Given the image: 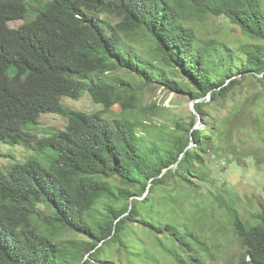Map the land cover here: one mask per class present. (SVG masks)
<instances>
[{
  "label": "trees",
  "instance_id": "16d2710c",
  "mask_svg": "<svg viewBox=\"0 0 264 264\" xmlns=\"http://www.w3.org/2000/svg\"><path fill=\"white\" fill-rule=\"evenodd\" d=\"M28 13L29 0H0V143H23L45 161L0 166V264H104L113 245L127 257L122 264H159L156 249L177 264H264V204L246 220L209 191L210 204L235 212L242 251L230 263L205 235L213 219L200 197L215 184L210 156L264 162L231 140L239 129L263 132L252 106L264 77V0H47L34 18L9 26ZM208 16L226 17L261 43H245L241 59L198 35ZM155 84L197 100L189 121H154L161 107L143 104V95ZM246 85L250 92L236 99ZM86 90L101 110L63 102ZM220 100L226 112L215 117ZM116 104L121 111L110 117ZM43 113L66 117V127L37 135ZM68 230L76 236L62 237Z\"/></svg>",
  "mask_w": 264,
  "mask_h": 264
},
{
  "label": "rangeland",
  "instance_id": "374dc122",
  "mask_svg": "<svg viewBox=\"0 0 264 264\" xmlns=\"http://www.w3.org/2000/svg\"><path fill=\"white\" fill-rule=\"evenodd\" d=\"M47 0H29V13L26 19H17L9 21L8 24L12 28H17L24 23L27 19L35 17L36 12L41 3H45ZM117 19H115L116 21ZM198 35L202 38H212L214 40L225 43L232 48H236V54L241 59L246 57V53L243 49L245 43H261L258 39H248L241 31L240 27L232 23L224 16H208L199 21ZM143 44L148 46L149 42L147 38H143ZM121 76L132 79V76L127 75L126 72H121ZM262 77V74L259 75ZM260 90L258 99L252 106V114L255 117L260 118L264 123V77L259 81L258 85ZM248 85L243 86L242 89L237 90L235 98L239 99L241 95L250 92ZM218 101L214 104V116H221L226 112L225 107ZM63 102L75 109L84 110L87 112H94L101 110L103 106L100 103L93 101L89 91H84L83 95L79 99H73L70 97H64ZM156 102L161 107L158 116L154 117V121L157 123H167L173 125L176 119L184 116L185 121H189V113L191 108V99L188 94H183L177 91H172L165 86L155 84L145 89L143 95V104ZM121 108L118 104L112 107L111 112L108 114L110 117H115ZM67 118L56 113H43L36 125L33 128L39 136L46 135L57 129H64L67 125ZM151 124V121H147ZM202 125V124H201ZM199 125V126H201ZM264 125V124H263ZM150 138L156 136L154 128H150L146 133ZM232 142H241L248 146L250 152H257L262 158H264V127L263 132L256 126L247 127L241 131L236 130L231 135ZM30 157H38L45 161V158L39 155L35 150L27 147L25 144H7L0 143V166L4 169H8L17 162H24ZM236 158V157H233ZM225 156H210L208 165V174L210 178L214 180L215 184L203 185L202 193L206 197L200 196L203 201L201 206H204V214L207 218L213 219L209 228L205 229V235L210 240V245L216 257L220 261H227L230 263H236L241 254V246L237 234L234 231L232 219L235 218V212L232 209H219L218 206L210 204V193L213 191L215 194H222L226 196L228 200L233 201V205L238 209L239 213L246 220L253 218V213L264 204V162L258 164V161L254 158V155L242 158L237 155V158ZM264 161V159H262ZM46 163H48L46 161ZM41 208L46 213H50L52 209L46 205L41 204ZM102 204L98 205L99 210H103ZM192 209L193 207L190 206ZM188 210V207H187ZM144 240L149 241L146 233L140 232ZM76 235L71 231H66L62 234V237L70 239ZM82 236H78L77 238ZM142 240V239H141ZM141 243H144L142 240ZM153 246V245H148ZM157 250V255L160 258L159 264H177L175 261L170 260L165 253ZM155 250V251H156ZM101 258L108 259L104 261V264H122L125 263L127 257L125 254L118 253L116 245H113ZM209 261H207V264ZM95 264H100L96 262Z\"/></svg>",
  "mask_w": 264,
  "mask_h": 264
},
{
  "label": "water",
  "instance_id": "95a60500",
  "mask_svg": "<svg viewBox=\"0 0 264 264\" xmlns=\"http://www.w3.org/2000/svg\"><path fill=\"white\" fill-rule=\"evenodd\" d=\"M196 101H197V100H194V101L191 102V108H192V110H193L194 112H196V110H195V102H196ZM201 124H203V119H202L201 115L199 114V122L196 124V126L198 127V126L201 125Z\"/></svg>",
  "mask_w": 264,
  "mask_h": 264
}]
</instances>
